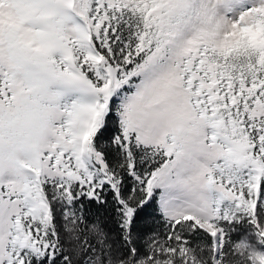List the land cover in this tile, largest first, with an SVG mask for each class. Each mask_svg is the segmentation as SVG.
Masks as SVG:
<instances>
[{"label":"snow or ice","instance_id":"1","mask_svg":"<svg viewBox=\"0 0 264 264\" xmlns=\"http://www.w3.org/2000/svg\"><path fill=\"white\" fill-rule=\"evenodd\" d=\"M0 264H264V0H0Z\"/></svg>","mask_w":264,"mask_h":264}]
</instances>
